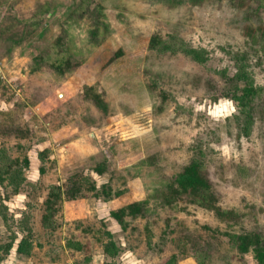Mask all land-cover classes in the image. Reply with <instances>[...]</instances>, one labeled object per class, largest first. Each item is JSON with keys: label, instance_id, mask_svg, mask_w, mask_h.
<instances>
[{"label": "rangeland", "instance_id": "obj_1", "mask_svg": "<svg viewBox=\"0 0 264 264\" xmlns=\"http://www.w3.org/2000/svg\"><path fill=\"white\" fill-rule=\"evenodd\" d=\"M153 35L204 47L209 60L151 48ZM59 54L70 60L61 73L51 66ZM237 66L264 86V0H0V146L28 157L23 171L34 183L17 194L0 183V243L16 236L0 264H104V229L121 245L120 264H160L171 254L175 264H257L222 234L264 235V107L255 97L249 133H240L238 106L225 94ZM192 157L236 219L153 196ZM83 178L124 192L103 200L82 183L67 197L70 180ZM50 184L66 194L44 226ZM146 197L150 210L126 217L125 229L109 216ZM24 234L30 254L16 251Z\"/></svg>", "mask_w": 264, "mask_h": 264}, {"label": "trees", "instance_id": "obj_2", "mask_svg": "<svg viewBox=\"0 0 264 264\" xmlns=\"http://www.w3.org/2000/svg\"><path fill=\"white\" fill-rule=\"evenodd\" d=\"M189 1L196 2L197 0ZM39 6H42V4ZM24 21L29 20L26 19ZM17 42H19V40ZM149 46L151 48H156L159 51H181L195 62L203 65L209 60L208 51L204 47L187 46L182 42L176 44V41L173 42L172 40L163 39L158 35H153L150 38ZM43 58H45V55L40 54L35 57V60ZM56 59V61L51 63V66L59 73L70 65V60L63 59L61 54H59V57ZM224 70L225 69L222 68L216 70V72L225 75ZM232 79L234 80V84L230 90L225 92V94L229 95L230 98L235 101L236 106H238L237 113L233 115L238 131L240 133L248 134L253 122V110L255 108L254 105L256 104H253V101L255 97L259 99V103L264 107V86L253 84L249 73H247L242 66H237V70L233 74ZM84 90L87 95H91V98L97 107H105L99 94L92 91V85H84ZM46 151L47 150H42L37 153L41 162L45 159L44 154ZM28 164L29 160L26 155H23L22 159L12 157L6 146H0V183L3 186H9L11 191L16 194L19 193L25 185L33 186L34 183L27 179L23 171V168L27 167ZM200 169V159L192 157L180 171L172 176V178L164 181L158 189H155L152 193L153 196H155L160 203L165 205H171L173 201L183 198L200 207L213 211L219 219H236L239 213L234 209L222 208L218 204L215 191L208 179L201 173ZM39 172H44L43 164L39 167ZM95 172L101 173L102 169L95 168ZM82 183L86 184L84 189L90 191L93 197H103V200H110L124 192V189H113L111 185L107 183H103L98 187L93 181L83 178L82 182L70 180L71 185L69 186L71 189L69 190L67 197H75L80 187H77V185ZM62 189V185L60 184H50L48 186L47 195L44 201V214L42 215V224L44 226H50L54 221V214L58 208V204L63 199L62 195L64 196L66 194ZM149 197L142 200H133L117 209H112L109 211V216L112 217L122 229H125L127 224V221L125 220L126 217L136 218L137 216H144L145 213L150 210L148 204ZM0 206H3V208L5 207L2 202H0ZM5 215V213L1 215L3 219H6ZM101 233L102 236H104V239L101 240L105 258L104 264H120L117 262V257L121 251V245L113 238V234L108 229H104ZM222 234L226 237L229 246L236 250L237 253H250L257 264H264V235L260 231L242 230L239 232H231L225 230ZM15 238V233L11 231L9 238L0 243V261L10 250ZM66 246L75 250H82L84 248V244L71 239L66 240ZM31 249L32 242L29 239V234H24L20 237L17 243L16 251L17 253L30 254ZM176 261L177 255L171 254L160 264H175ZM198 264L204 263L202 260H199Z\"/></svg>", "mask_w": 264, "mask_h": 264}]
</instances>
